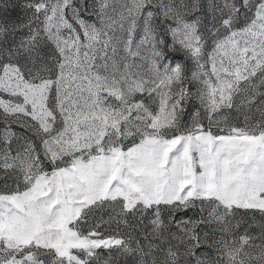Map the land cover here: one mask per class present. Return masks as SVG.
<instances>
[{"label":"snow or ice","instance_id":"6c2138e0","mask_svg":"<svg viewBox=\"0 0 264 264\" xmlns=\"http://www.w3.org/2000/svg\"><path fill=\"white\" fill-rule=\"evenodd\" d=\"M0 264H264V0H0Z\"/></svg>","mask_w":264,"mask_h":264}]
</instances>
